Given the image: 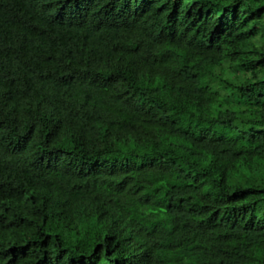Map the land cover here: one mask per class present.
Masks as SVG:
<instances>
[{"label":"trees","instance_id":"trees-1","mask_svg":"<svg viewBox=\"0 0 264 264\" xmlns=\"http://www.w3.org/2000/svg\"><path fill=\"white\" fill-rule=\"evenodd\" d=\"M0 264H264V0H0Z\"/></svg>","mask_w":264,"mask_h":264}]
</instances>
